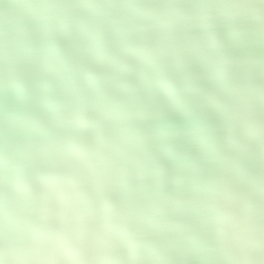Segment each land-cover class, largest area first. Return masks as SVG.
Masks as SVG:
<instances>
[{
  "label": "clouds",
  "instance_id": "9594fccd",
  "mask_svg": "<svg viewBox=\"0 0 264 264\" xmlns=\"http://www.w3.org/2000/svg\"><path fill=\"white\" fill-rule=\"evenodd\" d=\"M0 264H264V0H0Z\"/></svg>",
  "mask_w": 264,
  "mask_h": 264
}]
</instances>
